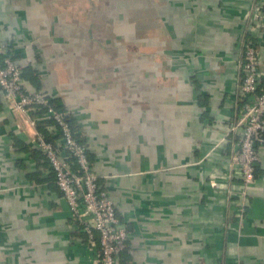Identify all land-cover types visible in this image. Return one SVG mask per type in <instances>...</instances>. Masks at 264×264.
I'll return each mask as SVG.
<instances>
[{
	"label": "crops",
	"instance_id": "1",
	"mask_svg": "<svg viewBox=\"0 0 264 264\" xmlns=\"http://www.w3.org/2000/svg\"><path fill=\"white\" fill-rule=\"evenodd\" d=\"M129 2L135 13L119 0H0V42L27 86L78 122L127 230L116 264H264V140L240 214L241 130L226 132L244 44L264 54V0ZM33 112L0 93V264H97L98 232L62 197L37 123L59 136Z\"/></svg>",
	"mask_w": 264,
	"mask_h": 264
},
{
	"label": "built area",
	"instance_id": "2",
	"mask_svg": "<svg viewBox=\"0 0 264 264\" xmlns=\"http://www.w3.org/2000/svg\"><path fill=\"white\" fill-rule=\"evenodd\" d=\"M238 66L242 72L239 90L243 104L226 132L241 130L238 148L230 158V166L241 181L237 192L241 214L259 160L257 145L264 140V54L254 43L246 41ZM0 93L14 111L26 113L35 106L45 107L41 114L51 121V130L59 136L58 145L40 131L35 132L36 144L49 160L55 184L72 214L84 223L90 235L92 230L98 232L97 264H116L119 253L127 245V230L116 213L114 200L99 187V178L92 170L86 147L76 138L68 121V112L56 107L45 92L27 86L21 67L5 42H0ZM59 147L65 152L63 157L58 152Z\"/></svg>",
	"mask_w": 264,
	"mask_h": 264
},
{
	"label": "trees",
	"instance_id": "3",
	"mask_svg": "<svg viewBox=\"0 0 264 264\" xmlns=\"http://www.w3.org/2000/svg\"><path fill=\"white\" fill-rule=\"evenodd\" d=\"M21 71H22V76L25 77V73H26L25 69H24V68H23V69L21 68ZM241 76H242V73H241ZM51 102L54 103L56 107L65 110L64 107H62L61 105L55 103V100H54V99H52ZM29 110H30V111H34L33 114H34V113H36V114L39 113V114H40V113H43V111H45V107H44V106H35V107H32V108L29 109ZM67 118H68V121H69V123H70V125H71V128H72V130H73V132H74L76 138H77L79 141L83 142L82 139H81V137L79 136L80 134H79L78 131H79V129H80V126H79L78 122L76 121V119H75L73 116H71V115H69V114L67 115ZM48 122H50V121H48ZM45 123H46V122H43V123L38 122V123H37V125H38V127H39L38 129H39V131L42 130V133L45 135V137H46L48 140L52 141V140H54V139H52V137H55V136H54V135L51 136V135L48 134V133H47V135H46V133L44 132V131H45V130H44V127H45V125H46ZM43 130H44V131H43ZM48 162H49V160H48ZM49 164H50V163H49ZM255 170H256V166H255ZM56 186H57V185H56ZM125 249H126V248H124V250H125ZM124 250H122L121 252H124ZM121 252H120L119 254H121Z\"/></svg>",
	"mask_w": 264,
	"mask_h": 264
},
{
	"label": "rangeland",
	"instance_id": "4",
	"mask_svg": "<svg viewBox=\"0 0 264 264\" xmlns=\"http://www.w3.org/2000/svg\"><path fill=\"white\" fill-rule=\"evenodd\" d=\"M119 2H120V3H119V4H120V7H119L118 10L123 11L124 14H125V12H126L127 14L135 13V12H136V9H135V8H134L133 11H131V9L129 8V6L131 7V3H130V2L127 3V0H125V3L121 2V0H119Z\"/></svg>",
	"mask_w": 264,
	"mask_h": 264
}]
</instances>
